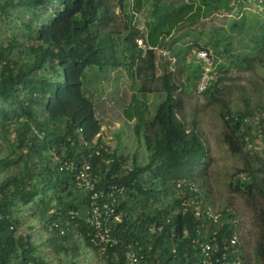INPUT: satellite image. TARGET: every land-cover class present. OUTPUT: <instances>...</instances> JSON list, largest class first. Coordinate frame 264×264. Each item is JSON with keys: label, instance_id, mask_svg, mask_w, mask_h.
Listing matches in <instances>:
<instances>
[{"label": "trees", "instance_id": "16d2710c", "mask_svg": "<svg viewBox=\"0 0 264 264\" xmlns=\"http://www.w3.org/2000/svg\"><path fill=\"white\" fill-rule=\"evenodd\" d=\"M244 1L151 0L155 15L146 32H141L132 19L145 0H0V21L13 16L20 25V32L6 46L0 45V264H47L33 236L18 232L22 224L18 214L24 208L49 236L45 245L57 254L70 253L68 264L79 257L76 239L99 256L89 241L93 231L84 222L89 194L74 188V169L70 170L72 164L80 168L85 163L99 176L96 190L115 192V214L120 217L114 225L118 244L105 249L101 264H130L126 247L135 242L143 256L137 264H194L200 254L192 240L213 243L214 255L220 253L223 242L236 232L233 221L238 219L233 210L223 207L218 224H210L196 217L189 204L198 197L211 205L209 192L202 190L204 167L211 160L197 122L185 127L178 117L183 83L175 63L182 49L172 48L176 40L162 39L179 25L190 27L219 10H235ZM129 5L131 12H127ZM113 7L125 18L123 34L115 28ZM240 27L234 21L230 30ZM261 30L254 52L231 57L230 65L264 70V27ZM210 32L203 44L197 35L183 45L186 52H207L215 65L211 50L216 57L228 53L232 38L222 28ZM213 33L220 39H213ZM139 39L167 50L175 63L171 65L154 50L144 52L136 44ZM162 57L165 60L158 64ZM158 67L163 70L160 75ZM109 68H123L139 81L123 113L127 121L135 120V142L148 152L144 164L133 153L127 167L128 158L110 151L101 140L103 124L88 85L92 77L93 83L102 80ZM202 71L201 63L194 66L197 81ZM215 80L201 96L216 100ZM149 94L162 97L152 116L145 104ZM261 113L264 103L233 112L223 104L219 110L221 140L241 162L229 190L249 202L262 226L251 253L242 249L244 257L237 252L243 264H264V148L253 145L255 134L264 131V118L257 125L250 121ZM64 163L70 168L60 171ZM236 236L241 240L238 230Z\"/></svg>", "mask_w": 264, "mask_h": 264}, {"label": "rangeland", "instance_id": "374dc122", "mask_svg": "<svg viewBox=\"0 0 264 264\" xmlns=\"http://www.w3.org/2000/svg\"><path fill=\"white\" fill-rule=\"evenodd\" d=\"M151 4V0H145L142 11L136 13L134 19H132L139 30H145L143 26L145 19L152 18V15H155ZM113 10L117 23L115 28L123 34V23L126 22L123 13L118 7H113ZM232 10L228 12L219 10L216 12L217 14L190 27L179 25L171 39L165 40V42L174 39L176 42L172 48L182 49L179 51V63H177V66L175 63V69L178 74L180 73V80L183 83L182 89L178 92V97L181 100L178 117L185 127H188L190 121L194 120L197 122L208 157L211 160L204 167L202 176L206 186L203 185L202 190L209 192V201L216 211L221 210L223 207H228L235 212V216L238 219L237 226H239H236V228L239 235H241V240L239 241L244 253L248 255L258 239L262 226L257 220L258 213L251 209L249 202L239 198L229 190V184L233 182L234 174L240 168L241 162L238 157L230 154L221 140L223 124L219 116V110L223 107V104L227 105L233 112L237 110L243 111L246 106L254 108L264 103V70L258 66H253L249 70H239L230 65V61H234L231 57L239 56L241 53L250 55L254 52V44L258 43V39L261 37V28L264 27V18L262 14L258 13V7L246 1L242 2L235 10ZM127 12H131L130 5L127 8ZM163 16L164 14H162L161 18ZM234 21L240 23L241 27L230 30ZM19 27V23L15 21L13 16L4 19L3 22L0 21V45L6 46L12 36L20 32ZM212 28H222L225 31V36L233 39H231V43L229 42L230 50L228 53H222L216 57L211 50L215 65H217L216 67L214 64L210 66L216 79V89L212 91V96L216 100L212 99L208 94L202 96L195 94L194 89L197 80L194 78L193 68L200 62L191 55L195 49L186 52L185 45H183L193 41L197 35L198 40H202L201 44H203L205 37H210V34H212L210 32ZM198 30L203 34H199ZM186 32L187 34L184 35ZM211 37L220 39L214 33ZM220 48H224V45H220ZM183 54L186 57L185 63L181 61ZM164 60V57L159 58L158 64ZM220 65L224 67L218 69ZM162 72V68L158 67L156 74L160 75ZM92 80H89L91 84L88 87L92 100L97 106L98 116L102 120L101 140L103 144L110 151H116L117 155L126 156L128 158L127 167L130 166L133 153L136 154L139 163H146L148 152L144 145L139 146L135 142L134 131L132 130L135 120L127 121L123 113V110L128 107L130 96L135 93L139 81H134L123 68L106 69L105 77L102 80H98L96 83H93ZM155 85L156 83L154 82L150 83L151 87ZM145 98L149 115L152 116L156 105L162 97L158 94H149ZM261 118H264L262 113L255 114L250 121L257 125ZM253 141L255 149L264 148V131L259 130L255 134ZM253 205L255 208L259 207L257 203ZM18 217H20L22 222L18 232L23 235L31 234L33 236V242L38 246L39 256L45 259L47 264H68L70 262L71 256L69 252L57 254L51 250V247L44 244V241L49 236L40 229L38 222L34 223L33 215L28 208L22 209ZM30 226L33 227V230L28 229ZM76 242L80 247L79 257L74 260L75 264H101L99 256L91 249L86 248L82 240L76 239Z\"/></svg>", "mask_w": 264, "mask_h": 264}, {"label": "built area", "instance_id": "2783aa9c", "mask_svg": "<svg viewBox=\"0 0 264 264\" xmlns=\"http://www.w3.org/2000/svg\"><path fill=\"white\" fill-rule=\"evenodd\" d=\"M246 1L258 7L259 12L264 16V0ZM138 45L144 51L153 49L141 41L138 42ZM154 50H157L162 55L167 57L170 55L166 50H160L157 48H154ZM191 55L203 66V71L197 81L195 91L197 95H201L212 86L215 79L213 71L210 69V66H212V59L209 54L203 50L192 51ZM171 62H174V60L171 59ZM73 166L74 165L72 164V167L70 168L69 164L64 163L61 167H59V170H67L69 168L70 170L74 169V188L79 192L89 194L87 209L84 214V222L93 231L91 236L89 234V241L93 247L97 248L100 257L106 248H111L117 245L119 241L114 235V225L120 221L119 215L115 214V192L96 190L95 186L99 182V176L97 174H93L89 164L85 163L81 165L80 168L75 166V168H73ZM194 190L196 191L197 189ZM197 196L201 197L202 194L199 193ZM189 204H191L196 217L202 216L205 220L209 221L208 223L218 224L220 215L208 202L207 204H203L201 200L199 201L198 197H195L190 199ZM73 215L76 214L74 213ZM233 222V227L236 228L237 221L235 220ZM236 233L237 230L223 242V248L218 255H214L217 250L215 247L216 245L213 243L209 244V242H197L192 240V243L197 244L196 249L200 254V258L194 264H243V260L241 261L240 257L237 255V252H240L241 255L243 253L242 246L236 236ZM197 234H200L199 230H197ZM211 235L212 242H214L216 231L213 230ZM126 250V258L130 264H137L139 259L143 258L141 254L142 248L136 242L128 244ZM138 253H140L139 256L137 255ZM242 256H244V254Z\"/></svg>", "mask_w": 264, "mask_h": 264}, {"label": "crops", "instance_id": "0c3cea01", "mask_svg": "<svg viewBox=\"0 0 264 264\" xmlns=\"http://www.w3.org/2000/svg\"><path fill=\"white\" fill-rule=\"evenodd\" d=\"M169 1H174V0H169ZM233 3H232V1L230 2V5H232ZM143 7H144V5H143ZM143 7H142V9H143ZM142 9H141V11H142ZM233 11V10H232ZM136 13H139V12H136ZM258 13H260V12H258ZM261 14V13H260ZM213 15H215V14H213ZM213 15H211V16H213ZM211 16H209V18L211 17ZM263 16V15H262ZM264 18V17H263ZM152 22V18H146L145 19V22H144V24H143V26H144V28H145V30L146 29H148V27H147V24H149V23H151ZM137 28V27H136ZM139 29V28H138ZM144 29H140V31L141 32H146ZM175 31V30H174ZM174 31H173V33H174ZM173 33L170 35V36H168V37H166L165 39H162V40H169V39H171V37L173 36ZM174 40V39H173ZM169 42H171V41H169ZM174 61H175V57H174ZM77 199H80V195L79 194H77ZM19 215V214H18Z\"/></svg>", "mask_w": 264, "mask_h": 264}, {"label": "clouds", "instance_id": "9594fccd", "mask_svg": "<svg viewBox=\"0 0 264 264\" xmlns=\"http://www.w3.org/2000/svg\"><path fill=\"white\" fill-rule=\"evenodd\" d=\"M139 41H141V42H143L145 45H146V43L142 40V39H139V40H136V44H137V46H138V48H140L139 47V45H138V42ZM151 47V46H150ZM153 49L152 50H154V48L155 47H152ZM157 48V47H156ZM141 49V48H140ZM157 49H160V50H162V48H157ZM142 50V49H141ZM144 51V50H143ZM146 51V50H145ZM144 51V52H145ZM154 51H156L157 53H159V54H161L160 52H158L157 50H154ZM167 51V50H166ZM170 54V53H169ZM164 56V55H163ZM168 60H170L171 61V59L172 60H174V58L173 57H171V55H169L168 57L167 56H165ZM175 63V61L174 62H171V65H173ZM214 73V72H213ZM214 77H215V75H214ZM196 94V93H195ZM197 95V94H196ZM197 96H201V95H197ZM215 210V209H214ZM216 211V210H215ZM216 212H218V211H216ZM219 213V212H218ZM219 215H220V213H219Z\"/></svg>", "mask_w": 264, "mask_h": 264}]
</instances>
